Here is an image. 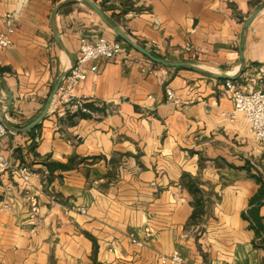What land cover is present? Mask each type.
<instances>
[{
    "label": "crops",
    "instance_id": "crops-1",
    "mask_svg": "<svg viewBox=\"0 0 264 264\" xmlns=\"http://www.w3.org/2000/svg\"><path fill=\"white\" fill-rule=\"evenodd\" d=\"M7 15L0 264H161L172 252L183 264H264V231L256 237L248 219L254 212L264 227V201L251 202L264 147L232 114L224 85L264 90V0H0V33ZM112 26L182 65L125 44L74 88L96 107L89 116L71 117L52 98L24 129L76 60L80 38L120 40Z\"/></svg>",
    "mask_w": 264,
    "mask_h": 264
},
{
    "label": "built area",
    "instance_id": "built-area-1",
    "mask_svg": "<svg viewBox=\"0 0 264 264\" xmlns=\"http://www.w3.org/2000/svg\"><path fill=\"white\" fill-rule=\"evenodd\" d=\"M11 17L6 16V31L0 33V47H8L11 44L9 35L13 32ZM125 43L121 40L109 39L104 35L96 37L93 41L85 38H80L78 47V56L76 60L70 64L67 72L63 75L57 85L53 98L57 105L63 106L68 110H75L82 107V101L74 98L73 90L85 78L89 72H97L98 66L96 61L99 59H112L119 56L125 49ZM188 49V46H185ZM225 89L230 95L233 104V112L240 113L245 118L249 131L254 136L256 141L264 147V90L251 89L244 91L236 86L232 81L225 80ZM166 100L168 102H176L174 93L170 88L165 89ZM5 133V126L0 123V138ZM6 169V163L0 155V174ZM24 180L28 179V172L25 169H16ZM30 213L29 216L34 218L38 212V206L34 198H30ZM81 210H83L81 208ZM135 243L139 241L133 239ZM161 264H183L181 255L177 252H172L169 255H161L159 257Z\"/></svg>",
    "mask_w": 264,
    "mask_h": 264
},
{
    "label": "water",
    "instance_id": "water-1",
    "mask_svg": "<svg viewBox=\"0 0 264 264\" xmlns=\"http://www.w3.org/2000/svg\"><path fill=\"white\" fill-rule=\"evenodd\" d=\"M90 3V2H89ZM90 5L92 6V8L103 18L101 12L99 11V9L92 3H90ZM261 9V7H257L245 20L244 22V27H246L251 20L256 16V14L259 12V10ZM112 30L115 33V35L125 44L129 45L130 47L134 48L136 51L140 52L141 54H143L146 58H148L150 61L156 63V64H160L162 66L165 67H175V66H180L182 65L180 62H172V61H166L161 59L160 57H157L155 55H153L150 51H148L147 49L141 47V46H136L133 41L127 36L125 35L118 27L116 26H112ZM220 77L222 78H230V76L228 75H221ZM56 91V87L53 88V90L49 93L44 107L41 111V113L32 121L30 122L24 129L30 128L34 125H36L41 118L45 115V113L47 112L50 102L55 94ZM10 98V97H9Z\"/></svg>",
    "mask_w": 264,
    "mask_h": 264
},
{
    "label": "trees",
    "instance_id": "trees-1",
    "mask_svg": "<svg viewBox=\"0 0 264 264\" xmlns=\"http://www.w3.org/2000/svg\"><path fill=\"white\" fill-rule=\"evenodd\" d=\"M157 56V55H155ZM158 57V56H157ZM82 101V107H84L86 109V111H82L80 108L75 109L72 112H68L70 113V116H77V117H87L90 115V112L95 110L96 107H94L93 105H91L90 103H85ZM256 180L259 181L260 183V187L257 190L256 194L251 198V202L254 203V205H260L263 201H264V181H261L259 178H256ZM248 219L250 220V225L251 228L254 230L256 237H261V234H263L262 232L264 231V227L261 224V218L258 217L254 212H250L249 213ZM263 237L261 238V245L264 248V241H263Z\"/></svg>",
    "mask_w": 264,
    "mask_h": 264
}]
</instances>
